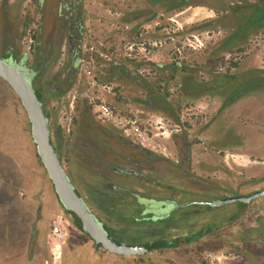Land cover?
Wrapping results in <instances>:
<instances>
[{"label": "flooded vegetation", "instance_id": "af4514ba", "mask_svg": "<svg viewBox=\"0 0 264 264\" xmlns=\"http://www.w3.org/2000/svg\"><path fill=\"white\" fill-rule=\"evenodd\" d=\"M0 62L35 92L87 209L134 251H109L65 208L0 75V154L18 164L31 151L50 195L0 178L7 207L36 203L20 251L0 264L142 261L210 236L235 250L264 243V194L210 205L264 192V0H0ZM50 220L63 228L57 245ZM78 244L87 263L72 258Z\"/></svg>", "mask_w": 264, "mask_h": 264}, {"label": "rangeland", "instance_id": "374dc122", "mask_svg": "<svg viewBox=\"0 0 264 264\" xmlns=\"http://www.w3.org/2000/svg\"><path fill=\"white\" fill-rule=\"evenodd\" d=\"M228 26L225 24H221V31L224 33V29H227ZM207 38L208 35H205ZM261 42H256L254 44L255 52L261 54V52L256 51V48H260ZM260 44V45H259ZM213 44L210 46L212 47ZM210 47V48H211ZM261 59V57L259 58ZM105 111V110H104ZM20 133L18 131V136H26L25 134ZM144 139V138H143ZM145 140V139H144ZM146 141V140H145ZM26 142L28 139L26 138ZM9 149L8 147H5ZM6 149V150H7ZM26 150L21 149L23 156H21L19 160L20 163L16 164L13 162L11 158L12 153L0 154V178L2 179V187L7 185V188L15 189V192L19 188L24 189L25 192L29 193L31 190H43L45 194V200H49L50 195H46L48 183L45 180L42 173L39 169L36 168V165L33 163V159L30 156V152L27 148ZM21 152H16L15 154L20 155ZM14 155V154H13ZM16 156V155H14ZM51 192V191H50ZM13 198V197H12ZM17 198V195L14 196L13 200ZM16 201V200H15ZM33 202V201H32ZM47 203V202H46ZM18 205L12 206V204L7 207L8 203L3 201V195L0 194V261H3L4 255L12 250L14 252H18L21 249L22 242L26 239V233L23 231L25 229L27 218H28V210L30 213V209H32L35 205L32 203L22 204L21 202L16 203ZM259 205V204H258ZM257 206L254 205L253 208ZM264 211V206H262ZM121 223L124 219L119 220ZM246 220H240L235 223L236 226H243L249 224ZM53 220V219H52ZM50 220V227H48V231L51 233V229L53 227V222ZM25 224V226H24ZM71 230L73 229L70 226ZM119 230H122L119 227ZM72 236L74 234H71ZM80 239L77 238V241ZM82 241V240H80ZM223 241V242H222ZM51 242L54 245L63 242V238L59 240H55L51 236ZM128 242V241H126ZM228 242L227 240H221L218 238L205 237L202 240L203 246L196 249L195 247H188L179 249L176 251H169L164 253H159L156 255H152L150 257L143 258L142 261H139L138 258H123V260H117L113 264H235L238 262H244L246 259H249V264H264V243H255V244H242V248L238 250L228 248V246H224ZM74 254L72 258L75 257V262L87 263V259L85 254L83 253V249L79 247V244L76 245L72 251ZM232 252V254H231ZM246 252L251 255H247ZM84 254V255H83ZM12 257L9 254V259ZM251 257V259H250ZM152 259V260H147Z\"/></svg>", "mask_w": 264, "mask_h": 264}, {"label": "water", "instance_id": "95a60500", "mask_svg": "<svg viewBox=\"0 0 264 264\" xmlns=\"http://www.w3.org/2000/svg\"><path fill=\"white\" fill-rule=\"evenodd\" d=\"M0 75L11 82L23 100L32 123V136L37 145L38 154L45 164L65 208L77 213L82 220L84 230L88 232L97 243H101L109 251L118 254L134 252L133 247L127 246L124 243H117L108 235L102 224L95 219L80 196L76 193L50 140L48 123L43 113L41 103L27 80L15 69L10 68L2 62H0ZM261 194H264V192L254 193L247 198H226L220 201H213L210 205L214 206L236 199L250 200Z\"/></svg>", "mask_w": 264, "mask_h": 264}, {"label": "built area", "instance_id": "2783aa9c", "mask_svg": "<svg viewBox=\"0 0 264 264\" xmlns=\"http://www.w3.org/2000/svg\"><path fill=\"white\" fill-rule=\"evenodd\" d=\"M51 236L55 240L63 238V228L59 222H55L51 229Z\"/></svg>", "mask_w": 264, "mask_h": 264}, {"label": "bare ground", "instance_id": "6f19581e", "mask_svg": "<svg viewBox=\"0 0 264 264\" xmlns=\"http://www.w3.org/2000/svg\"><path fill=\"white\" fill-rule=\"evenodd\" d=\"M182 15V14H181ZM194 18V17H193Z\"/></svg>", "mask_w": 264, "mask_h": 264}]
</instances>
